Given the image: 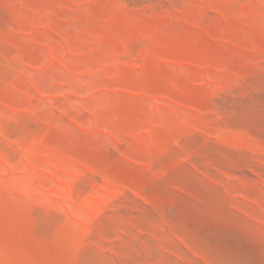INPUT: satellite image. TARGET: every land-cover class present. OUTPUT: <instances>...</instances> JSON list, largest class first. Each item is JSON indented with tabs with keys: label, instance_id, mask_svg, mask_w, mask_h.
Wrapping results in <instances>:
<instances>
[{
	"label": "rangeland",
	"instance_id": "1",
	"mask_svg": "<svg viewBox=\"0 0 264 264\" xmlns=\"http://www.w3.org/2000/svg\"><path fill=\"white\" fill-rule=\"evenodd\" d=\"M0 264H264V0H0Z\"/></svg>",
	"mask_w": 264,
	"mask_h": 264
}]
</instances>
